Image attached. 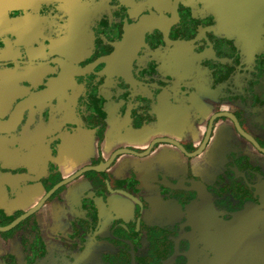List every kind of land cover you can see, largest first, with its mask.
Returning <instances> with one entry per match:
<instances>
[{
  "label": "flooded vegetation",
  "instance_id": "obj_1",
  "mask_svg": "<svg viewBox=\"0 0 264 264\" xmlns=\"http://www.w3.org/2000/svg\"><path fill=\"white\" fill-rule=\"evenodd\" d=\"M232 239L264 264V0H0V264Z\"/></svg>",
  "mask_w": 264,
  "mask_h": 264
},
{
  "label": "water",
  "instance_id": "obj_2",
  "mask_svg": "<svg viewBox=\"0 0 264 264\" xmlns=\"http://www.w3.org/2000/svg\"><path fill=\"white\" fill-rule=\"evenodd\" d=\"M236 239V238H235ZM235 239H232V240H229L228 243L229 246L228 248L226 249V252H225V257L222 261V264H232V257H233V254H234V247L236 245V240Z\"/></svg>",
  "mask_w": 264,
  "mask_h": 264
}]
</instances>
